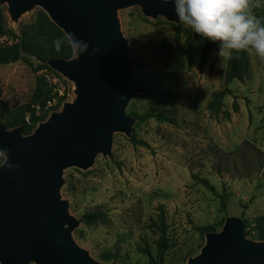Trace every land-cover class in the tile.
Returning a JSON list of instances; mask_svg holds the SVG:
<instances>
[{
  "label": "rangeland",
  "instance_id": "obj_1",
  "mask_svg": "<svg viewBox=\"0 0 264 264\" xmlns=\"http://www.w3.org/2000/svg\"><path fill=\"white\" fill-rule=\"evenodd\" d=\"M0 6L16 41L23 25L48 15L35 7L12 22L7 6ZM248 7L264 24V0H248ZM119 19L130 54L140 61L135 79L146 91L130 100L132 135L115 133L112 156L99 154L89 169L64 171L61 194L80 220L74 239L96 260L117 264H186L205 244L206 229L221 230L228 217L241 219L248 237L258 240L264 229V60L246 51L247 77L227 85L230 55H214L217 44L194 38L180 22L148 17L139 6L119 10ZM30 59L33 66L23 61L0 66V98L11 109L33 102L39 76L52 88V105L45 109L61 97L53 111L74 101L73 82ZM168 91L175 95L163 94ZM215 93H223L219 110L209 108ZM32 108L44 111L40 103ZM163 218L169 246L160 258Z\"/></svg>",
  "mask_w": 264,
  "mask_h": 264
},
{
  "label": "water",
  "instance_id": "obj_2",
  "mask_svg": "<svg viewBox=\"0 0 264 264\" xmlns=\"http://www.w3.org/2000/svg\"><path fill=\"white\" fill-rule=\"evenodd\" d=\"M12 22L35 7L70 37L90 41L99 52L47 64L73 82L75 99L53 111L25 134L22 126L0 125V149L9 162L0 166V264H117L91 256L73 237L80 220L63 199L64 171L89 169L99 154L112 156L115 133L132 135L130 100L146 89L135 68L119 10L141 7L144 15L179 23L173 3L164 0H0ZM199 35L193 33V37ZM91 53V49H90ZM205 244L186 264H264V240L247 236L243 221L228 217L221 230L205 234ZM148 264H152L151 262Z\"/></svg>",
  "mask_w": 264,
  "mask_h": 264
},
{
  "label": "trees",
  "instance_id": "obj_3",
  "mask_svg": "<svg viewBox=\"0 0 264 264\" xmlns=\"http://www.w3.org/2000/svg\"><path fill=\"white\" fill-rule=\"evenodd\" d=\"M7 18L5 16V10L0 6V36L8 35ZM66 36V34L48 17L44 14L35 23L25 24L21 27L20 37L12 45H0V66L23 61L26 64L33 66L30 57H35L40 61L47 63L48 59L54 57H60L64 59H71V51L69 47H62L60 52H57L52 47V41L56 37ZM15 37V36H14ZM19 40V41H18ZM192 41H188L187 45H190ZM209 47H205L202 52V58L200 66L202 67L206 63L207 53ZM48 67V66H46ZM44 68V67H42ZM249 71V63L246 51L233 52L229 56L228 60V72L226 78V84L228 85L234 79H243L247 77ZM224 92V91H223ZM166 96H174L175 94L171 91L163 93ZM222 94L215 93L213 99L209 104V108L219 110L222 106ZM64 97L60 98V102L55 104L48 109L45 107L48 101L53 100L52 88L46 81L45 77L39 76L37 78V86L32 97L33 102L30 105L22 104L19 107L11 109L8 104L0 98V125H4L7 128H13L16 126H22L25 134L31 133L35 127L42 121L46 120L51 111L56 110L63 100ZM40 103L43 107L42 113H37L32 108V104ZM234 110H237L235 103ZM27 113L30 114L29 120L27 119ZM227 116H230V112H225ZM160 120L168 121L173 123L174 119L156 115ZM136 144H145L143 141L133 140ZM212 190L213 187L206 181L201 180ZM227 195L222 196V206L226 208ZM100 213H92L90 216L98 218ZM165 219L163 218L160 225L161 236L159 239V257H163L164 251L168 248L167 230H166ZM246 229V227H245ZM213 228H208L206 231H213ZM205 231V232H206ZM206 234V233H205ZM247 236L250 233L246 230ZM258 240H264V229L258 234ZM107 261H111V257L106 258Z\"/></svg>",
  "mask_w": 264,
  "mask_h": 264
},
{
  "label": "clouds",
  "instance_id": "obj_4",
  "mask_svg": "<svg viewBox=\"0 0 264 264\" xmlns=\"http://www.w3.org/2000/svg\"><path fill=\"white\" fill-rule=\"evenodd\" d=\"M173 3L178 21L195 34L217 44L214 55L222 58L233 52L248 51L264 60V24L252 15L248 0H164ZM52 47L60 52L69 47L72 58L95 55L90 41L71 33L52 41ZM91 49V53H90ZM9 150L0 149V166L8 170L19 168L9 162Z\"/></svg>",
  "mask_w": 264,
  "mask_h": 264
},
{
  "label": "built area",
  "instance_id": "obj_5",
  "mask_svg": "<svg viewBox=\"0 0 264 264\" xmlns=\"http://www.w3.org/2000/svg\"><path fill=\"white\" fill-rule=\"evenodd\" d=\"M15 42L16 39L14 36H10V35L0 36V45H12ZM47 78L50 79V76H48ZM48 104L52 105V101H48Z\"/></svg>",
  "mask_w": 264,
  "mask_h": 264
}]
</instances>
